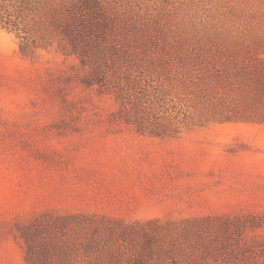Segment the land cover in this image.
Masks as SVG:
<instances>
[{
    "label": "rangeland",
    "instance_id": "rangeland-1",
    "mask_svg": "<svg viewBox=\"0 0 264 264\" xmlns=\"http://www.w3.org/2000/svg\"><path fill=\"white\" fill-rule=\"evenodd\" d=\"M2 1L0 264L70 214L182 230V264H263L264 0ZM57 9L98 26L75 48Z\"/></svg>",
    "mask_w": 264,
    "mask_h": 264
},
{
    "label": "trees",
    "instance_id": "trees-1",
    "mask_svg": "<svg viewBox=\"0 0 264 264\" xmlns=\"http://www.w3.org/2000/svg\"><path fill=\"white\" fill-rule=\"evenodd\" d=\"M4 7L5 3L1 0V20L4 18L1 13ZM60 11H52L53 22L73 40L75 48L85 39L84 33L88 27L98 26L96 23L89 25L85 19H79L75 15L62 17ZM18 26L15 24L12 29H19ZM50 44L52 43L47 45ZM260 75L264 77V72L261 71ZM150 115H143L138 123L140 130L149 129L155 134L169 130L167 123L161 128L154 126L156 115L153 113L151 119ZM135 117L138 119L137 115ZM137 119L134 118L135 121ZM45 219L47 217L36 220L23 233L27 244L26 257L31 264H182V230L176 229L178 232L172 234V230L158 220L128 223L84 214ZM196 229L199 230L200 237H206L211 227L204 229L200 226ZM256 244L258 247H248L252 249V255H247V258L256 260L258 255L263 254L260 243ZM212 246L205 243V253L202 250L199 255L197 249L188 250L186 247L188 252L195 253L191 262L195 263L203 256L205 258V254H215Z\"/></svg>",
    "mask_w": 264,
    "mask_h": 264
}]
</instances>
